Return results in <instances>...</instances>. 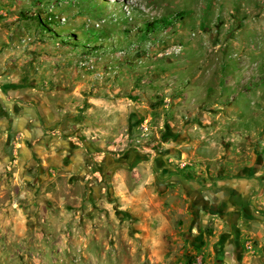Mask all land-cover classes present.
<instances>
[{"label":"rangeland","instance_id":"1","mask_svg":"<svg viewBox=\"0 0 264 264\" xmlns=\"http://www.w3.org/2000/svg\"><path fill=\"white\" fill-rule=\"evenodd\" d=\"M39 120L98 150L50 221ZM0 264H264V0H0Z\"/></svg>","mask_w":264,"mask_h":264},{"label":"crops","instance_id":"2","mask_svg":"<svg viewBox=\"0 0 264 264\" xmlns=\"http://www.w3.org/2000/svg\"><path fill=\"white\" fill-rule=\"evenodd\" d=\"M13 108L15 112L14 120H12L13 132H23L27 122L26 118H21V112L17 113V111H22L21 107L15 105ZM27 118L31 119L29 115ZM54 127L56 129L51 127V130L59 131L61 126ZM90 145L85 147L86 150H83L71 145L60 136L53 134L42 136L39 120V145H36L35 149L39 153V215H42L44 220L50 221L61 214V211L67 210L65 207L70 200H76L78 197L80 201L82 200L81 192L79 195L77 194L75 184L77 181H81L80 179L84 176L92 177L94 175L89 169L90 161L86 153L87 151L96 153L98 150L93 145V141H90ZM23 154L25 158L28 156L26 152ZM92 183H94L93 191L98 186L97 183ZM232 193L237 194L236 191ZM232 198H234L233 195L231 206L240 208L242 217L249 216L252 209L249 206L248 197L241 205L233 202ZM42 247L47 248L45 245Z\"/></svg>","mask_w":264,"mask_h":264},{"label":"bare ground","instance_id":"3","mask_svg":"<svg viewBox=\"0 0 264 264\" xmlns=\"http://www.w3.org/2000/svg\"><path fill=\"white\" fill-rule=\"evenodd\" d=\"M143 1V0H140ZM148 1V0H146ZM195 39V37H194ZM234 198H232V201L237 203L238 205H241L242 203H245L246 199H247V195L246 192L243 191L242 193H239L238 195H233Z\"/></svg>","mask_w":264,"mask_h":264},{"label":"built area","instance_id":"4","mask_svg":"<svg viewBox=\"0 0 264 264\" xmlns=\"http://www.w3.org/2000/svg\"><path fill=\"white\" fill-rule=\"evenodd\" d=\"M77 143H79V141L78 140H75Z\"/></svg>","mask_w":264,"mask_h":264}]
</instances>
